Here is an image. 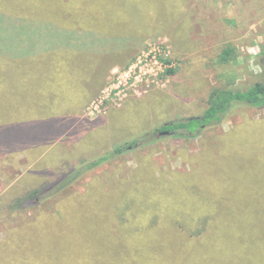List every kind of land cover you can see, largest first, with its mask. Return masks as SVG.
<instances>
[{"label": "rangeland", "instance_id": "obj_1", "mask_svg": "<svg viewBox=\"0 0 264 264\" xmlns=\"http://www.w3.org/2000/svg\"><path fill=\"white\" fill-rule=\"evenodd\" d=\"M43 1L36 2L35 11L31 7L23 9L30 13L25 16H36L30 20L31 24L35 23L31 35L14 38L11 43L0 40V50L11 51L14 56L18 50L29 52L26 49L30 47L47 52L54 46L50 38L64 39L62 42L77 46L81 45L80 39L88 37V30L69 27L70 23L62 22L77 16L72 23L83 26L79 18L87 20L83 18L87 16L86 5L78 0L73 4L63 2L68 11L64 9L51 17L64 26L50 27L54 33L44 30L50 22L42 19L47 10L39 12L48 5ZM185 1L187 3L183 0L184 4L172 10L165 5L159 8L158 16L168 21L163 26L162 22L153 20L148 25L144 23L140 30L129 28V25L121 28L123 24L117 18L90 29L95 30L97 37H109L108 50L118 49L124 42L129 44L127 53L112 55L113 64L118 58L120 65L114 66L112 72L110 69L106 72L107 68L99 65L72 71L61 83V90L72 103L90 100L85 107L77 108L81 109L79 120L68 116L67 110L71 112V109L56 108L63 112V118L50 115L42 121L45 127L41 130L47 138L36 144L37 150H34L35 143H31L28 150L22 148L9 153L7 148L0 152V264L241 263V246L222 237L232 235L231 228L239 215L231 213V206L223 200L207 199V203L214 202L213 226L208 225L200 235L194 234V230H201V224L191 230L175 223L172 227L162 225L144 230L125 227L127 222L135 226L143 218L147 225L154 223L155 214H148L146 211L149 210L144 209V216L142 208L130 203V199L141 202L148 199L143 187L154 188L149 176L159 179L164 175L171 181L176 174L199 167L200 161L204 162L203 157L209 158L204 154L213 146L221 148V137L225 134L242 129L246 123L253 126V131L261 133L260 128L264 125V106L238 102L222 122L196 130L191 138L180 135L182 129L162 133L165 130L161 128L166 123L201 116L213 90L241 91L257 81H264V0H230L234 2L231 11L218 6L217 0ZM79 8L82 9L80 13ZM178 30L194 35L193 43L187 44V52L182 51L185 43L180 44L176 39ZM203 35H206L205 40L200 37ZM25 38L40 41L35 45L20 43L25 42ZM60 43L55 42L56 48ZM227 47H231L232 52L228 60H224L222 55ZM71 49L58 52L75 50ZM168 51L170 56L166 55ZM142 52L156 54L168 68L149 86L146 83L140 85L134 79L128 85L120 86L119 90L128 91L119 102L121 104L117 103L119 98L113 93L111 99L95 108L93 101L113 81L117 82L119 73L137 61ZM15 63L13 61L12 67ZM37 63L42 65L43 72L46 68L51 74L57 61L50 57V60H37ZM168 69H175L176 73L167 76ZM101 78L104 80L100 81ZM82 90L86 92L84 99L80 96ZM50 96L54 93L48 91L45 100ZM52 103L49 100V104ZM47 124L54 129L48 131ZM70 125L73 128L63 134L64 128ZM238 138L232 143L233 154L226 153L202 164L207 182L213 186L234 184L238 190L251 185L264 186V137L253 141ZM117 145L123 146L120 153L86 170L67 192L53 197H43L39 193L27 197L34 190L46 188L73 166L111 153ZM32 156L35 157L30 161ZM171 206L158 213H162L163 218L172 215L180 216L181 220L185 217L181 211L175 214V205ZM219 219L224 228L218 230L215 228ZM251 225L249 229L255 231L253 235L264 239V213L258 223L251 222ZM217 230L222 232L219 240L225 238L227 243L213 242ZM203 236H207L206 241L201 240ZM191 238L197 241L193 243ZM255 249L256 246L250 248L253 264H256Z\"/></svg>", "mask_w": 264, "mask_h": 264}, {"label": "trees", "instance_id": "obj_2", "mask_svg": "<svg viewBox=\"0 0 264 264\" xmlns=\"http://www.w3.org/2000/svg\"><path fill=\"white\" fill-rule=\"evenodd\" d=\"M65 1H68L70 4H73V2H75L74 0L43 1V4L49 5H46L44 9L40 8L39 11L41 12L42 10H47V14L45 13L44 15H42L43 20L50 22V24L47 23L44 26L45 31L50 30L51 32L56 33L55 31H53V28L50 29V27H57V25L59 27L64 26L60 25V23L58 24L54 22L55 19H52L51 16L54 13L63 12L64 9L66 10V12L68 11V8L63 6V2ZM78 1H81V3L86 5L84 9L87 16L83 18L87 20L85 21L79 18V23L84 25L79 26V24L72 23L74 19L77 18V16H68L70 21L62 22L64 24L70 23L68 25L69 27H75L79 30L84 29L89 31L88 37L80 39L81 45L70 46V43L62 42L64 41V39L50 38L54 46L53 48L52 46H50L51 48L48 47L51 50L47 52H42L30 47L26 49L30 50L29 52H22L21 50H18L16 56H14L12 55L11 51L0 50V71H3L0 74V152L4 150L7 151V148L10 151L9 153L19 151L22 148L28 150L29 147H32L31 143H35L34 150H37L36 144L39 141L45 140L47 138L46 136V138L44 137V131H42L44 130L43 128L45 126L38 123L43 121L50 115L61 116V114L63 113L59 110H56V108H61L62 106H41L46 98L45 91L40 92L39 97L41 98L38 100V102H36V100L38 99V92H34L33 88L34 86H41L42 88H44V86L47 85V82L45 81L46 76L50 73L47 69H45L44 72L39 71L42 65L37 63V60L39 59L37 58L36 54L49 53L56 50L58 52V50H68L71 48L75 50L64 51L61 53L72 54L76 53L77 50L94 51L96 50V48H98V46H107L109 42V37H97L95 30L93 32L90 30L93 29L94 26L97 27L98 24L104 21H109L112 19L116 20L117 18H120L121 24H123L121 28L129 25V28L135 27L140 30V28L142 29L144 23L148 25L153 20H155L156 22H162L161 25L163 26L168 21H164V19H162L160 15L158 16L159 8L165 5L166 7L170 6V9L172 10L173 7L175 8L177 6H181V4H184L182 2L183 0ZM36 2H39V0H0V40H3V43H11L12 41H15L14 38L24 37L25 35L29 37L31 35V30H35V23L31 24L30 22L33 15H30L29 17L25 16L26 14L30 13H27L23 9L24 7H31L34 9V11L37 10L36 4L38 3ZM184 2L186 1L184 0ZM219 2L222 4L221 6H224V10L226 9L230 11L231 7L234 4V2L230 0H217V5ZM81 11L82 9L79 10V13ZM135 11L136 13H134ZM151 11L153 12L150 13ZM33 18H36V16ZM181 32L183 31H179V33ZM39 41V39L32 41L31 39L25 38V42L20 43L35 45ZM55 42L56 44L61 42L57 48L55 46ZM123 44L124 45L115 50H108L107 46L104 53L107 56L111 57L112 55L114 57L116 55H121L123 52L127 53L129 44L127 42H124ZM231 52V47H227L226 49H224L222 59L228 60ZM30 55H32L31 58ZM15 57H17V60L14 59ZM13 61H16V63L12 67ZM117 61L120 62L121 60L117 58ZM16 64L18 67L14 68ZM10 69L11 71H9ZM175 73V69L167 70V76H172ZM55 94H57V97L59 96V93H57V91H55L54 97ZM18 101L26 103L25 107L20 108ZM238 102L255 107L264 106V81H257L248 89L241 91H236L230 88H217L212 91L209 97L208 107L201 116H193L192 118L188 117L184 119L174 120L164 124L161 129H182L180 135L182 134L184 137L191 138L196 134V130L207 125H215L222 122ZM77 111V108H71V112H68L67 110V114L69 117H73V119L78 121L79 113ZM61 118H63V116H61ZM45 122L47 123V121ZM70 126L72 127V125ZM251 126L252 125H249V123H246L245 127H243L242 129L240 128L238 130H232L231 132L225 134L224 137H221V148L218 149L216 148V145L213 146V148L207 150L206 154H204L209 158L204 159L203 157L204 162L200 161L199 167H193L189 172L176 174L171 181H169L164 175L159 179L158 177L149 176L148 180L153 184L154 188L150 190L143 187L145 195L148 199L144 202L130 199L132 200V202L130 203L133 204L136 208H142L143 212H141L144 214V216L146 212H148V214H155L154 223L151 222L150 225H147L143 221V218L141 222H137V225L134 226L132 223L127 222L125 227H130L135 230H144L152 229L153 227H160L162 225H169V227H172L175 223L184 228H188L187 230H191V228H197L196 224H201V230H194V234H199L200 232H202V230L204 231L208 225H211V228L213 226L212 219L214 215V208L212 204L214 202L207 203V199L223 200L228 206H231V213L239 215V219L233 224L231 228V231L233 232L232 235H226L222 237H225L229 241L234 240L237 242V245L241 246L240 264H253V257L250 251L251 246L257 247V249H255L254 251L256 252V260H254V262H256V264H264V239L258 238L257 236L255 237L253 235L255 231L251 232L249 229L252 226L251 222L258 223V218L262 216V213H264V186L252 187L251 185V187L247 186L244 190H238V187L234 186V184L213 186L212 184L207 182L204 176L207 175L204 171L205 167H202L203 163H207L210 160H215L221 155H224L226 153L233 154L232 143L234 144V142L239 139L238 136L242 137V140L246 141H250L251 139L252 141L256 139L259 140L264 137V125L260 128L261 133H256L255 131H253V126L252 128ZM53 129V127H50L48 125V131H52ZM145 137L146 134H144L142 138L144 139ZM247 148L250 150L251 144ZM215 149H218V151H215ZM122 150L123 146L117 145L114 147L111 153L105 154L102 157L91 162L84 163L81 166H73L72 168H70V170L56 178L54 182L49 183L46 188L44 187L41 190H34L29 195H27V197L37 196L38 193L43 197H53L56 195L58 196V194H61L63 192L65 193L70 189L71 184L79 179L86 170L92 169L101 164L103 161L111 159L113 154L120 153ZM34 157L35 156H32V159L30 161H33ZM211 194L215 195V197L211 196ZM12 196H9L8 198H11ZM167 197H169V199ZM167 204L169 206L175 205V214L181 211V214L185 215V217L182 218L183 220L179 219L180 216H176L175 218L172 215L171 217L166 216L165 218H163L162 213L158 212H162L163 210L168 209L169 206ZM144 209L149 211L144 212ZM170 218H174L173 221H171ZM217 221L218 226L215 229H223L224 227H222L219 222L220 219ZM116 226L119 227L120 225L117 224ZM218 230L216 231V237L213 242L217 243L219 241L221 243H227L228 241L225 238H221L219 240V235L222 232H219ZM104 235L109 234L105 233ZM206 238L207 236H203L201 240L206 241ZM191 240L193 241V243L194 241H197V239L193 238H191Z\"/></svg>", "mask_w": 264, "mask_h": 264}, {"label": "crops", "instance_id": "obj_3", "mask_svg": "<svg viewBox=\"0 0 264 264\" xmlns=\"http://www.w3.org/2000/svg\"><path fill=\"white\" fill-rule=\"evenodd\" d=\"M222 4L219 2L218 6H221ZM196 35V34H195ZM208 35V34H207ZM176 36H177V40L180 44L185 43V48L182 50L183 52H187L189 50H187V44L188 43H193L192 40L194 39V35L193 34H189L181 32L179 33V31L176 32ZM205 36H200L201 38L204 37L205 40ZM176 39H175V49L177 48L176 45ZM174 42V40H173ZM102 47V46H100ZM107 48V46H105L104 48L100 49L99 46L98 48H96V50L92 51H80L77 50L76 53H59L56 51L53 52H49V53H39L36 54L37 58L39 60H50V57L52 58V60L57 61V64L54 67V71L51 72V74L49 73V75L46 76L45 81L47 82V85L44 86V88H42L41 86H34L33 91L34 92H38L37 94V100L36 102H38V100L41 98L39 97L40 92L45 91L46 93L48 91H51L53 93H55V91H57V93H59V96L57 97V94H55L54 96H50L49 100H52L53 103L51 105H54L55 107H64V108H83L85 107V104L89 101H79L78 103H72L70 98L68 97V95H65L63 92V90H61V88H63L62 86V82L63 80L66 78L67 75H69L72 71L73 72H79L81 70H83L84 68H89V67H96V66H103L108 69H110L109 71L112 72V68L116 65H120L119 61H116V63L113 64L112 62V57L111 56H107L103 51ZM100 49V50H99ZM176 51L178 52V49H176ZM175 51V52H176ZM181 52V51H180ZM32 55H30L31 58ZM15 60H17V57L14 58ZM65 67H67L66 70ZM46 69V68H45ZM48 70V69H47ZM39 71L43 72V69L40 67ZM109 72V73H110ZM46 73V72H45ZM65 74V75H64ZM63 76V77H62ZM69 77V76H68ZM104 78H101L100 81H103ZM81 98L84 99L86 97V92L85 91H81ZM56 99V100H55ZM49 100H44L41 106H50L49 104ZM19 102V107L23 108L25 107L26 103H23L21 101ZM26 102V100H25ZM63 102V103H62ZM65 103V104H64ZM81 110V109H80ZM78 110L77 112L79 113ZM43 122H39L38 124H42ZM70 127H65L63 134H65V131L67 130L68 132L70 131ZM34 131V130H32ZM31 133H37V132H31ZM40 133V132H39Z\"/></svg>", "mask_w": 264, "mask_h": 264}, {"label": "built area", "instance_id": "obj_4", "mask_svg": "<svg viewBox=\"0 0 264 264\" xmlns=\"http://www.w3.org/2000/svg\"><path fill=\"white\" fill-rule=\"evenodd\" d=\"M153 54L149 52H142L138 56L137 61L133 62L126 71L119 73V75L116 77L117 82L116 80L113 81L102 91L99 98L96 101H93V105L95 106V108L99 107L100 105H103L106 101L111 99L113 93L116 97L118 96L119 98H117V103L121 104L119 102L123 100L124 96L127 95L128 91L123 88L119 90V87L122 85H128L131 79H134L135 82H138L140 85L146 83V85L149 86L151 83H154V81L158 77V74L160 72L162 73L163 71H165L168 68V65H166V62L164 61L161 62L156 54V56ZM166 55L170 56V51H168ZM133 90L140 91L141 89L134 88Z\"/></svg>", "mask_w": 264, "mask_h": 264}, {"label": "water", "instance_id": "obj_5", "mask_svg": "<svg viewBox=\"0 0 264 264\" xmlns=\"http://www.w3.org/2000/svg\"><path fill=\"white\" fill-rule=\"evenodd\" d=\"M192 118V117H191ZM163 134H169L170 133V131H168V130H165V131H163L162 132Z\"/></svg>", "mask_w": 264, "mask_h": 264}]
</instances>
